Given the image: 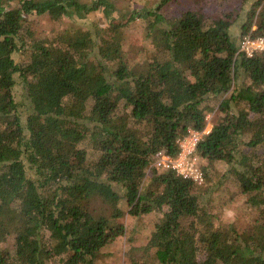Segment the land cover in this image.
<instances>
[{
    "label": "trees",
    "instance_id": "16d2710c",
    "mask_svg": "<svg viewBox=\"0 0 264 264\" xmlns=\"http://www.w3.org/2000/svg\"><path fill=\"white\" fill-rule=\"evenodd\" d=\"M170 2L121 22L108 0H0V264H103L124 239V264H264V53H238L246 35L264 37V0H190L166 16ZM99 11L105 27L52 37L33 20ZM137 20L139 57L126 49ZM214 97L220 114L196 155L225 164L259 210L242 233L218 220L202 185L148 174L158 152L176 157L178 140L206 127ZM203 170L207 190L217 186ZM153 214L144 242L120 221Z\"/></svg>",
    "mask_w": 264,
    "mask_h": 264
},
{
    "label": "rangeland",
    "instance_id": "374dc122",
    "mask_svg": "<svg viewBox=\"0 0 264 264\" xmlns=\"http://www.w3.org/2000/svg\"><path fill=\"white\" fill-rule=\"evenodd\" d=\"M89 1V0H83ZM114 5V11L112 18L121 22H126L129 15L135 9L143 7H156L159 0H108ZM190 4V0H171V2L162 9V13L166 16H174L185 10ZM37 19L39 31L44 37H52L55 34H62L69 31L71 28L77 27V23L84 26H91L93 29L97 23L100 26H106L110 19H107L103 11L96 12L88 17V19L79 20L78 18H63L61 20H55L54 17L46 16ZM138 20L133 23L126 30L127 44L126 49L134 56H141L147 51H144V38L141 32L138 31ZM234 34L237 32V28L234 29ZM147 54V53H146ZM22 57L19 56L18 61H21ZM236 83L248 85L250 83L249 76L240 77ZM23 88L19 84L15 89V96L17 101H23ZM226 97V96H225ZM221 98L209 99V104L214 110L209 113L207 117V123L213 127L216 117L220 114ZM253 135H246L243 139L248 142L252 140ZM202 168L209 165V174L213 182L218 185L211 187L207 190L208 182L205 177V182L202 186L196 189L197 193L204 200H208L210 208L213 213L217 216L219 221L224 223H232L234 227L240 232L249 230L254 224L258 223L259 210L246 203L247 196L244 194H237L234 191L232 179L229 176H225L227 167L223 163H208V161H201ZM204 171V170H203ZM226 188V190L224 189ZM217 189H224L223 193H219ZM222 197V198H221ZM211 203V204H210ZM157 219L156 215H148L147 217L140 219H132L128 215L122 218L120 221L126 225L128 233L135 228L144 237L141 238L140 242H144L147 238V234L153 229V222ZM125 239L120 243L111 245L106 251L103 264H124V253H125ZM122 257V258H121Z\"/></svg>",
    "mask_w": 264,
    "mask_h": 264
},
{
    "label": "built area",
    "instance_id": "2783aa9c",
    "mask_svg": "<svg viewBox=\"0 0 264 264\" xmlns=\"http://www.w3.org/2000/svg\"><path fill=\"white\" fill-rule=\"evenodd\" d=\"M238 53L248 57H253L256 53H264V37L254 38L251 34L246 35L239 45ZM211 129L212 126L208 123L203 130L189 129L187 135L177 142L178 155L173 157L165 151L158 152L148 174L152 169L172 170L197 185L204 184L205 175L196 151L200 142L210 133Z\"/></svg>",
    "mask_w": 264,
    "mask_h": 264
}]
</instances>
